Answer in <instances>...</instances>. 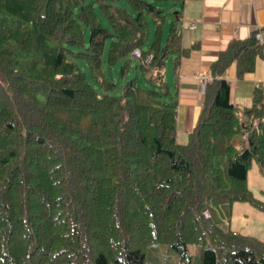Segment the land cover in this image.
<instances>
[{
    "label": "trees",
    "instance_id": "16d2710c",
    "mask_svg": "<svg viewBox=\"0 0 264 264\" xmlns=\"http://www.w3.org/2000/svg\"><path fill=\"white\" fill-rule=\"evenodd\" d=\"M180 17L153 0H0V264H146L159 243L174 264H191L189 245L192 264H264V240L220 224L236 201L264 210L247 186L252 158L264 172V85L238 108L224 76L251 71L263 44L256 29L217 53L179 142L175 77L193 47ZM106 43L123 74L139 51L143 83L111 93Z\"/></svg>",
    "mask_w": 264,
    "mask_h": 264
},
{
    "label": "crops",
    "instance_id": "0c3cea01",
    "mask_svg": "<svg viewBox=\"0 0 264 264\" xmlns=\"http://www.w3.org/2000/svg\"><path fill=\"white\" fill-rule=\"evenodd\" d=\"M175 10H180L181 44L190 48L179 57L177 66V122L178 134L186 138L193 127L202 98L204 85L199 76L209 71L210 63L231 39H243L257 28H264V0H179ZM194 21L192 28L181 23ZM264 51V44L262 47ZM173 54L168 55L171 59ZM166 73V68H164ZM170 76L173 78V73ZM229 81V99L238 108L251 103L252 92L257 84L264 85V57L257 55L251 71L236 75V64L231 62L224 70ZM247 202L236 201L231 206L229 228L250 234L247 227L251 207Z\"/></svg>",
    "mask_w": 264,
    "mask_h": 264
},
{
    "label": "rangeland",
    "instance_id": "374dc122",
    "mask_svg": "<svg viewBox=\"0 0 264 264\" xmlns=\"http://www.w3.org/2000/svg\"><path fill=\"white\" fill-rule=\"evenodd\" d=\"M153 1H154L155 5L164 7L168 11L175 10L176 2H174L173 0H153ZM146 20H147V27H146V36H145V39L143 42L144 48L148 46L149 42L153 38V32H154V24L151 20V17L147 16ZM168 22H169V18L166 19L164 32H166V28L168 27ZM106 53H107V43L104 46V50H103V54H102V58H101V68H102V71L105 72L107 75H109L115 83L113 89L111 90V93H117L119 91V87L122 85L123 81L128 77L135 76L138 78L140 83L144 82L142 74L139 71V68L135 67V65H134L135 62L137 61L136 58H134L137 56L136 53H135L134 57L132 55L130 56L131 57L130 58V64H129L128 68L126 69V72L122 75H120L121 66H119V63L116 65H109L107 63ZM124 58H128V56H126ZM124 58H121L120 62ZM77 62L80 63V70L84 73L87 81H89L93 84V86L96 88L98 93L103 92L104 91L103 87L95 81V79L93 78V76L89 72L88 67H86L83 62H80V61H77ZM165 68L167 70L166 74H165L166 81L168 83H171L172 77L170 76V68H171L170 58L167 59V61L165 63ZM238 137L242 138L241 136H238ZM176 140L179 142H184L186 140V138H183L180 136V134H178ZM247 186H248V189L250 190L251 195L254 198L261 200V201H264V172L260 170L257 162L253 158L251 159V162H250L248 169H247ZM243 202H245V201H243ZM246 204H248L252 209L251 213L248 214V220H247L246 225H247V227L249 225L253 226L252 232L250 234H247V235H251V236H254V237H257V238L264 240V210H261V209L255 207L250 202H247ZM231 213H232V210L230 211V214H228L227 216H224L223 220L220 221V224L222 227H224V228L229 227L228 224H229V220L231 217ZM159 244L163 245L165 248L159 247V246L152 247L150 249V252H149L150 257L147 256V263L146 264H174L175 262L178 261L177 253L171 249H168L169 256L167 258H165L163 255V252H167L166 251L167 248L164 244H162V243H159ZM188 249H189V252H191V254H193V260H192L191 264L193 262L195 263V257L194 256H195V254H197L198 246L197 245H189ZM180 264H185V263L182 262Z\"/></svg>",
    "mask_w": 264,
    "mask_h": 264
},
{
    "label": "built area",
    "instance_id": "2783aa9c",
    "mask_svg": "<svg viewBox=\"0 0 264 264\" xmlns=\"http://www.w3.org/2000/svg\"><path fill=\"white\" fill-rule=\"evenodd\" d=\"M182 26H187L189 28H192L194 25H195V22L192 20V21H188V22H184L181 23ZM256 38L258 40V42L264 44V28H257V31H256ZM136 54H138V51H135ZM211 78V74L210 72H206V73H203L199 76V79L202 83L206 82L207 80H210Z\"/></svg>",
    "mask_w": 264,
    "mask_h": 264
},
{
    "label": "water",
    "instance_id": "95a60500",
    "mask_svg": "<svg viewBox=\"0 0 264 264\" xmlns=\"http://www.w3.org/2000/svg\"><path fill=\"white\" fill-rule=\"evenodd\" d=\"M123 74V68L121 67L120 68V75H122Z\"/></svg>",
    "mask_w": 264,
    "mask_h": 264
}]
</instances>
